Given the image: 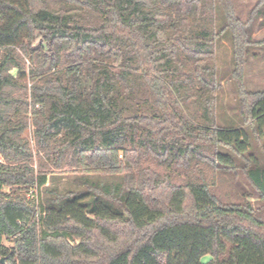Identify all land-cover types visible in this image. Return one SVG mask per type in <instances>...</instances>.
Instances as JSON below:
<instances>
[{
    "label": "trees",
    "instance_id": "trees-1",
    "mask_svg": "<svg viewBox=\"0 0 264 264\" xmlns=\"http://www.w3.org/2000/svg\"><path fill=\"white\" fill-rule=\"evenodd\" d=\"M259 21L264 0L245 21L233 0H0V264H264V222L207 177L240 166L264 202L247 156L264 91L244 84ZM56 169L82 188L48 186Z\"/></svg>",
    "mask_w": 264,
    "mask_h": 264
},
{
    "label": "rangeland",
    "instance_id": "rangeland-1",
    "mask_svg": "<svg viewBox=\"0 0 264 264\" xmlns=\"http://www.w3.org/2000/svg\"><path fill=\"white\" fill-rule=\"evenodd\" d=\"M233 2L238 16L245 21L258 0H233ZM250 30L251 37L255 42H264V26L260 25V21L255 22ZM27 65L29 66V63ZM218 68L223 84L219 100L221 121L225 125L239 124L238 97L235 81L232 79L233 50L229 39H225L219 46ZM13 73L16 72L13 71ZM244 84L249 92L264 91V45H257L250 50L248 62L244 67ZM33 130V127H30L24 136L30 140L35 151L34 163L37 166L39 158H37L38 153L33 141ZM249 155L254 156L260 163L264 164V138L253 142V147L247 156ZM150 165L154 164L150 162ZM207 177L212 183L215 182L211 191L221 203L249 208L254 217L264 222V202L240 166L233 170L209 171ZM184 178L186 177L182 175L181 180ZM48 186H57L63 192L82 188L75 175L67 169L54 170V173L48 177ZM39 193L40 195L44 194L42 190ZM31 194L36 193H33V190L30 191L29 198H33ZM4 244L9 247L12 246V243L7 240L4 241Z\"/></svg>",
    "mask_w": 264,
    "mask_h": 264
},
{
    "label": "water",
    "instance_id": "water-1",
    "mask_svg": "<svg viewBox=\"0 0 264 264\" xmlns=\"http://www.w3.org/2000/svg\"><path fill=\"white\" fill-rule=\"evenodd\" d=\"M0 263H4V260L2 259V260H0Z\"/></svg>",
    "mask_w": 264,
    "mask_h": 264
}]
</instances>
